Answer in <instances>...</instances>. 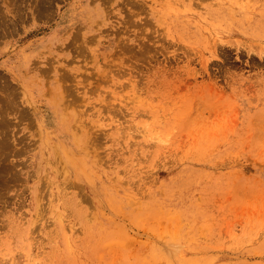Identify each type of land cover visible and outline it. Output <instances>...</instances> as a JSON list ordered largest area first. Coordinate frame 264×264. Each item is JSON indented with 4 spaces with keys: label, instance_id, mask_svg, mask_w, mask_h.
I'll list each match as a JSON object with an SVG mask.
<instances>
[{
    "label": "rangeland",
    "instance_id": "1",
    "mask_svg": "<svg viewBox=\"0 0 264 264\" xmlns=\"http://www.w3.org/2000/svg\"><path fill=\"white\" fill-rule=\"evenodd\" d=\"M47 1L0 0V264H264V0Z\"/></svg>",
    "mask_w": 264,
    "mask_h": 264
},
{
    "label": "bare ground",
    "instance_id": "2",
    "mask_svg": "<svg viewBox=\"0 0 264 264\" xmlns=\"http://www.w3.org/2000/svg\"><path fill=\"white\" fill-rule=\"evenodd\" d=\"M44 1H47V0H44ZM48 2V1H47ZM1 11V9H0ZM3 12H0V16H2ZM3 17V16H2ZM2 17H0V31L3 30V26L5 24H7L6 20L3 19ZM3 36V34L0 33V38ZM3 79V78H2ZM0 81H1V77H0ZM2 82V81H1ZM0 82V83H1ZM2 83H5V85H2ZM1 83V90H9V85L4 81ZM7 94V93H6ZM4 96V95H2ZM6 96V95H5ZM0 97V101L3 102V104H6V107L7 108H1V116L3 117L1 120V123H0V194L3 195L2 192H9L10 189L13 187L11 186L12 184H17V181H18V174L19 173H13V171L10 172V167L8 165H6L5 162H3L5 159V155L4 154V151L5 153L7 152L9 146L8 144L10 145L11 144V140H10V129L8 128L7 130H9V132L5 129V126H8L9 127V123L8 125H6L7 123L5 122V118L4 116L7 114H5V112L7 111H4V109H8L10 108V98L11 97ZM6 101V103H5ZM14 105V104H12ZM0 116V117H1ZM15 116V115H14ZM20 117V116H19ZM8 121V120H6ZM7 155V154H6ZM2 174V175H1ZM0 195V196H1ZM4 196V195H3ZM2 197V196H1ZM0 197V198H1ZM5 197V196H4Z\"/></svg>",
    "mask_w": 264,
    "mask_h": 264
}]
</instances>
